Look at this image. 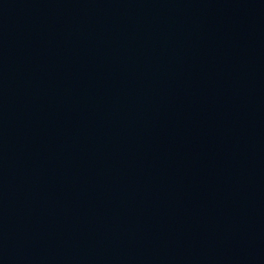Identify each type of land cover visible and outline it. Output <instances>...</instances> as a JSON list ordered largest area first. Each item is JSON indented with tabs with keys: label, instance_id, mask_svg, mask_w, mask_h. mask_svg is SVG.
I'll return each mask as SVG.
<instances>
[{
	"label": "water",
	"instance_id": "1",
	"mask_svg": "<svg viewBox=\"0 0 264 264\" xmlns=\"http://www.w3.org/2000/svg\"><path fill=\"white\" fill-rule=\"evenodd\" d=\"M0 264H264V0H0Z\"/></svg>",
	"mask_w": 264,
	"mask_h": 264
}]
</instances>
